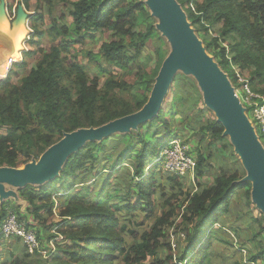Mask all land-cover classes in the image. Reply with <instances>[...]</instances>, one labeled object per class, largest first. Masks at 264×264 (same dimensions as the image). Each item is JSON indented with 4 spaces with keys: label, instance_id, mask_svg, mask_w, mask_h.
<instances>
[{
    "label": "trees",
    "instance_id": "obj_1",
    "mask_svg": "<svg viewBox=\"0 0 264 264\" xmlns=\"http://www.w3.org/2000/svg\"><path fill=\"white\" fill-rule=\"evenodd\" d=\"M41 1L49 13L54 9L55 3L65 2ZM177 1L187 9L188 19L204 25V36L208 34L210 26L204 20L211 22L212 16H216L218 21L227 19L223 37L235 42L230 51L233 65L240 67L243 76L246 70L254 67L251 88L256 92L253 85L256 82L263 85L258 93L264 96V0H203L201 3L199 0ZM19 4L26 12L30 8L28 0H22ZM144 6L138 0L73 1L70 10L73 26L63 27L62 44L54 46L50 53L43 55L36 67L20 79V83L12 82L9 76L0 80V168L27 165L60 142L65 134L104 126L137 113L146 105L153 82L146 81L147 75L142 74L137 61L148 40L155 35L150 26L144 33L137 29L140 18L146 14ZM193 6L197 9L196 14ZM29 16L33 30L26 39L34 43L36 36L44 35L42 31H36L34 25L38 18L43 17L30 13ZM101 30L112 31V40L102 46V55H90L91 60L105 73L106 64L122 69H137L134 74L139 77L136 84L138 94L128 93L131 90L129 83L119 81L114 75L101 87L98 78L91 80L88 77L86 67L78 63L77 56L69 60L62 59V54H69V33ZM55 32L61 33L57 22L52 18L51 36ZM218 40L216 38L215 42ZM219 42L222 46L221 41ZM129 48L133 50V54ZM163 52L161 46L156 50L158 56ZM24 53L27 56L33 55L30 50H25ZM219 56L223 59L225 68L231 71L224 47ZM65 61H68V66L64 65ZM17 66L25 68L27 63L21 59ZM179 86L177 89L182 88L181 84ZM182 92L184 93L183 90ZM193 94L199 96L197 93ZM196 100L194 115L200 128L196 131L202 134L200 138L197 136L200 139L197 142L203 145L209 137L215 142L224 143V148L229 147L222 124L218 123L213 112L199 97ZM172 108L176 109L175 100H167L158 115L141 124L137 130L122 137L112 135L87 142L67 159L59 177L42 186L19 189L20 196L28 203V212L37 219H42L40 213L45 210L44 213L53 216L55 198L63 200L61 221L54 226L57 227V236L62 235L65 243L58 245L56 253L44 259L43 255L30 254L19 239L3 240L0 241V258L4 249H8L5 261L0 264H118L119 260L121 264H213L209 242L221 227L215 232L213 228L220 225L224 216L229 214L234 200L241 194L248 210L255 213L253 221L259 226L264 224V215L252 201L251 183L242 182L245 177L243 169H236L234 172L223 170L212 185L205 186L201 180L205 177L207 157L206 153L201 152L196 159L198 185L195 192L193 187L188 192L184 191L186 179L164 173L160 178L166 181L169 188L162 193L165 203L161 205V213L155 217L150 228L140 235L121 227L117 212L154 215V198L159 188L156 179L158 164L150 166L166 146L164 139L168 138V142L173 139L174 130L170 121L177 120L181 113H173ZM160 134L164 136L162 140L159 138ZM185 141L190 144V141ZM210 145L213 146V143ZM109 152L116 154V157L111 158L112 153ZM109 167L112 170L108 171ZM126 167L133 171L131 189L126 194L120 187L114 192L117 194L115 198L126 205L112 206L110 202L114 195L108 188L115 182L116 173L117 176L124 177L121 172L126 171ZM169 190L173 192L170 196L167 195ZM11 209L10 203L0 205V227L10 212L23 219ZM177 213L186 227L181 236L184 239L182 249L175 259L172 245L163 243V239L172 224L171 219ZM28 227L32 229L31 226ZM234 230L230 229L231 232ZM34 231L41 243L39 235L35 229ZM263 232L260 230L255 234L262 237V243L256 246L257 254L250 253V264H264ZM126 234L136 242L128 244ZM223 243L229 244L230 249L234 247L227 240H223ZM161 248L168 253L167 257H158Z\"/></svg>",
    "mask_w": 264,
    "mask_h": 264
},
{
    "label": "rangeland",
    "instance_id": "obj_2",
    "mask_svg": "<svg viewBox=\"0 0 264 264\" xmlns=\"http://www.w3.org/2000/svg\"><path fill=\"white\" fill-rule=\"evenodd\" d=\"M8 1V13H9V19H13L16 15L17 7L20 5L19 3L22 2V0H7ZM75 0H65L63 3H55L54 9L49 13L48 8L42 4L41 0H28L30 8L27 10L32 15H39V17H43L42 19H39L35 22L36 31H42L44 35L42 37H35V42L30 43L26 39L31 31L33 30L31 26V21L28 20L27 27L24 28L26 33L24 36V39L22 41V50L19 51L14 60V64L8 69V62L6 69L2 72L3 74L0 76V80L4 79L6 76H9L12 80V82L20 83V79L24 76H27L32 69H34L37 65V63L42 60L43 55L48 54L51 52V49L54 46L62 44V40L64 37V31L63 27H71L73 26V20L70 17V10H71V4ZM140 2H143L145 4V12L146 14L140 18V23L138 26L139 32H146V29L150 26L153 29L154 37L148 40V42L145 45V48L143 49L142 53L139 56V59L137 61L138 67L141 69V72L143 75H147L146 81L151 80L153 82V88L151 90V93L156 86L158 79L160 77V74L164 68V65L166 64V61L170 57V55L173 52V45L170 42L169 37L165 34L162 26L161 21L158 19V17L155 15L154 11L151 9L150 5L148 4V0H138ZM203 0H199V3H201ZM39 2V3H38ZM177 4L180 6L182 12L186 16V22L192 31L193 35L201 45L202 50L204 51L205 55L208 57V59L211 60L212 64H214L227 78L231 88L234 90L236 97L239 99V104L245 111V115L247 116V119L253 126L254 132L257 136L258 141L261 143L262 147L264 148V136L262 135V132L259 128V126L254 122L251 115L249 114V109L242 103L240 100V97L237 94V89L241 90V86L245 83L241 82L242 80H245L251 85V78H252V72L255 71V68L252 67L250 70H246L245 75L243 76L241 73V69L239 66L233 65V60L230 56L231 46L235 45V42L232 39H229L228 37H223V32L226 29L225 27V20L223 19L221 21L216 20V16H212V21L207 22L210 25L208 26L209 32L206 36H204V27L201 23H193L190 19H188V12L187 9L182 6L180 2L176 0ZM42 4V5H41ZM37 5H41L39 8ZM22 6V5H21ZM191 8V6L189 5ZM195 14L197 13V9L195 6ZM28 13V14H29ZM238 17V14H237ZM52 18L57 22V28L60 30L61 33L55 32L53 36L50 34V29L52 27ZM8 23V28L11 32L16 30H11L10 22L6 21ZM1 26V25H0ZM22 29V28H21ZM113 35V32L110 30H101V31H88L81 34H75V33H69V54L64 55L62 54V59L67 58L72 59L73 56H77L78 63L84 67H86L87 75L92 80L95 78H98L99 85L102 87L105 83V81L111 76H116V79L119 81H127L129 85L131 86V90L128 93H133L134 95L138 94V87L136 84L138 83L139 77H137L134 72L137 71V69H122L120 67L114 66V65H107L104 66V69L106 70V73L100 70L96 66V62L94 60H91L90 55H102L101 49L102 46L111 41V36ZM205 37V38H204ZM218 38V42H215V39ZM235 40H238L236 38ZM214 41V42H213ZM221 45L220 46V42ZM209 45H212V47H209ZM163 48V54L158 56L156 53V50L158 47ZM222 47L226 49V57L229 59V62L231 64V71L225 68V64L223 62V59L219 56V53L221 52ZM30 50L33 52L32 56H27L24 51ZM132 54L134 53L133 50L130 48L128 49ZM13 58V57H12ZM21 59H24L27 63V66L25 68L18 67V63H20ZM68 61L64 62V65H67ZM68 66V65H67ZM234 77H233V76ZM239 76V78H237ZM236 78V79H235ZM182 85V88H179V85ZM178 85V87H177ZM253 87L256 88V92L263 89V85L258 84L257 82L253 85ZM183 90L184 93L181 91ZM150 93V96H151ZM193 93H197V97L200 98V101L205 104V99L203 95V91L199 85V82L196 80L194 75H188L185 74L183 69L180 68L172 81L170 82V85L167 89V93L163 97L161 107L165 106L166 101H174L176 102V109L172 108L171 111L173 113L180 112L181 115L177 116V120H171L170 125L172 126V129L174 130V137H180L184 141H190V146L193 150L192 154L194 155V158L197 159L198 154L206 155L207 162L204 171H205V177L201 180L202 184L205 186L212 185L215 181V178L218 177L221 173V171H236V169H243L244 176H247V170L243 166V160L241 156L236 152L234 144L231 142V139H228L227 145L229 147L224 148V143L215 142L211 138L208 137L207 141L204 142L203 145H200L197 141H200V137L202 134H200L199 131H196V129H200L197 124V119L195 117L196 112V103L197 97ZM75 95H73L74 97ZM149 96V98H150ZM206 106V105H205ZM168 119V117H167ZM81 130V129H80ZM137 130V129H136ZM78 131V130H77ZM131 131H134L131 129ZM131 131H124L121 133H116L115 135H119V137H122V135L128 134ZM196 133V135H195ZM199 138H198V137ZM163 134H160L159 138H163ZM171 138V139H172ZM117 139V138H116ZM117 141V140H116ZM165 145H167L168 138L164 139ZM213 143V146L210 144ZM201 147V148H199ZM121 148V147H120ZM123 148H125V144L123 145ZM206 148L207 150H203ZM196 149V151H195ZM197 152V153H196ZM112 153V152H109ZM116 154H111L112 157H116ZM41 157L37 160H35L36 163L40 161ZM159 159V161H158ZM158 159L155 160L153 164H151V167H154L156 164H158V175L156 174L157 184L159 186L157 195L155 196L154 200L156 203L155 212L152 216H146L144 213H135V214H128L117 212L118 217L120 218L121 227H126L129 231H136L138 234L142 235L145 231H147L150 226L152 225L154 219L156 216L160 215L161 213V205L165 203V198L163 199L162 193L169 187L166 186V181L162 178H160L161 175H164V170L162 168V160L159 156ZM33 161L30 162V164ZM29 164V163H28ZM131 166L130 164H128ZM26 165H21L19 170H24ZM120 167V166H119ZM110 167L108 168V171H110ZM126 171L121 172L122 176H117L115 174V182L111 184L108 188V190L113 191V199L110 202V205L112 206H124L126 205L124 202L118 201L115 197L117 194L114 192L117 188H122L124 194L127 193L128 190L131 189L130 182L133 179V171H131L130 167H126ZM112 170V169H111ZM120 170V169H119ZM241 173V172H240ZM109 175V174H106ZM120 177V178H119ZM91 182V181H90ZM187 186L184 188L185 192H188L192 187L194 188V192L197 190V179L195 178V182H191L189 180H186ZM26 186H35L32 184H27ZM25 186V187H26ZM24 188V187H23ZM19 189L21 188H15L9 185L5 186V192H8V198L1 199L0 198V205L5 203H10V207L12 209L10 211L15 210L19 214L20 217H22L25 222L32 227L33 231L36 230L37 234L39 235V238L41 240V245L43 247L44 251H48L49 247H52L53 245L58 248V245H63L65 241L63 242V236L59 235L57 236V230L54 225H56L58 222L61 221L60 219V212L62 210V202L63 200H60L58 197L55 198V204L53 207V216L47 215V213H40L42 216V219L35 218L33 215H31L30 212H28V203L20 196ZM173 192L169 190L167 192V195H172ZM183 199V198H182ZM180 199V200H182ZM133 200V199H132ZM178 204V203H177ZM14 208V209H13ZM128 214V216H127ZM255 213H251L247 206L245 205V200L243 199V194H241L238 198H236L231 205L230 212L228 215L224 216V219L222 222H220V225H217L214 227V232L218 227H221V229H218L214 236L210 240L211 248L210 254L213 260V264H250L249 262V255L257 254V244L262 243V237L256 236L255 234L259 233L260 230L264 231V224H259L253 221V215ZM263 214V213H262ZM260 218V217H259ZM262 218V216H261ZM171 226L166 231V238L163 239V243L165 244H171L173 249V254L175 256V259L178 258V253L182 249L184 239L181 237L183 230L185 229V224L182 223L179 213H177L172 219H171ZM49 227V228H47ZM234 228V229H232ZM231 230H234V232H231ZM124 234V233H123ZM264 235V232H263ZM125 240L128 244H134L136 241L131 236L127 235L125 236ZM224 241H229L234 244V247L232 246L230 249V245H225L223 243ZM231 240V241H230ZM8 245L12 243H7ZM264 244L262 245V247ZM7 249H4V253L0 258V263H3L5 261V256L7 255ZM165 249H160L158 252V257L163 258L164 256L167 257L168 253L164 252ZM30 254H39L37 251L34 253L29 252ZM49 253V251H48ZM251 254V255H252ZM38 255V256H39ZM42 256V255H41ZM43 258V256H42ZM49 258V257H48ZM45 259V258H44ZM151 262V261H150ZM118 264H121L120 260L118 261ZM258 264V263H257ZM260 264V262H259Z\"/></svg>",
    "mask_w": 264,
    "mask_h": 264
},
{
    "label": "water",
    "instance_id": "obj_3",
    "mask_svg": "<svg viewBox=\"0 0 264 264\" xmlns=\"http://www.w3.org/2000/svg\"><path fill=\"white\" fill-rule=\"evenodd\" d=\"M148 4L160 19L161 26L173 45V52L166 61L146 105L139 112L104 126L65 134L60 142L41 156L38 163L34 160L24 170L0 168L1 199L9 196L5 192L6 185L23 188L27 184L42 186L53 181L62 173L67 159L87 142L102 140L118 132L136 130L141 124L155 118L161 110L170 82L182 68L185 74L194 75L199 82L206 107L213 112L218 123L222 124L224 136L231 139L236 152L241 156L248 173L242 182L251 183L252 201L264 215V148L239 104V99L226 76L205 55L176 0H148ZM9 18L7 1L0 0V25L8 21L11 30L19 31L27 27L30 16L19 5L13 20Z\"/></svg>",
    "mask_w": 264,
    "mask_h": 264
},
{
    "label": "built area",
    "instance_id": "obj_4",
    "mask_svg": "<svg viewBox=\"0 0 264 264\" xmlns=\"http://www.w3.org/2000/svg\"><path fill=\"white\" fill-rule=\"evenodd\" d=\"M14 60V58L9 59V69L14 64ZM241 82L245 84L241 86V90L237 89V94L242 103L249 109V114L264 136V96L253 91L247 81L241 79ZM192 152L190 144L180 137H174L159 155L164 172L194 183L197 174V161ZM13 238L19 239L29 252L37 251L44 258H48L57 251L53 243L51 244L52 247H49V253L44 251L35 231L29 229L28 224L23 219L10 212L0 227V241Z\"/></svg>",
    "mask_w": 264,
    "mask_h": 264
},
{
    "label": "bare ground",
    "instance_id": "obj_5",
    "mask_svg": "<svg viewBox=\"0 0 264 264\" xmlns=\"http://www.w3.org/2000/svg\"><path fill=\"white\" fill-rule=\"evenodd\" d=\"M25 33V29L11 32L6 22L0 26V76L6 69L7 62L9 67V59L16 57L18 51L22 48Z\"/></svg>",
    "mask_w": 264,
    "mask_h": 264
},
{
    "label": "crops",
    "instance_id": "obj_6",
    "mask_svg": "<svg viewBox=\"0 0 264 264\" xmlns=\"http://www.w3.org/2000/svg\"><path fill=\"white\" fill-rule=\"evenodd\" d=\"M20 50H22V48H21ZM20 50H19V51H20ZM19 51H18V53H19ZM8 69H9V67H8ZM8 69H7V71H8Z\"/></svg>",
    "mask_w": 264,
    "mask_h": 264
},
{
    "label": "flooded vegetation",
    "instance_id": "obj_7",
    "mask_svg": "<svg viewBox=\"0 0 264 264\" xmlns=\"http://www.w3.org/2000/svg\"><path fill=\"white\" fill-rule=\"evenodd\" d=\"M11 21L13 20V19H10Z\"/></svg>",
    "mask_w": 264,
    "mask_h": 264
}]
</instances>
